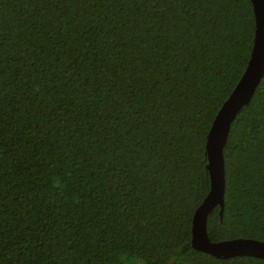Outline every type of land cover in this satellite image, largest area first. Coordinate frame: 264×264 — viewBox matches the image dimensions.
Wrapping results in <instances>:
<instances>
[{"label":"trees","instance_id":"obj_1","mask_svg":"<svg viewBox=\"0 0 264 264\" xmlns=\"http://www.w3.org/2000/svg\"><path fill=\"white\" fill-rule=\"evenodd\" d=\"M249 0H0V264H264L190 245ZM210 240H264V73L223 146Z\"/></svg>","mask_w":264,"mask_h":264},{"label":"water","instance_id":"obj_2","mask_svg":"<svg viewBox=\"0 0 264 264\" xmlns=\"http://www.w3.org/2000/svg\"><path fill=\"white\" fill-rule=\"evenodd\" d=\"M254 18L252 44L247 62L235 84L217 108L207 129L204 152L209 188L196 205L191 216L190 245L215 256L247 254L264 259V240L235 236L210 240L206 232L207 215L218 206L221 215L224 194L223 146L232 119L247 103L264 73V0H249Z\"/></svg>","mask_w":264,"mask_h":264}]
</instances>
